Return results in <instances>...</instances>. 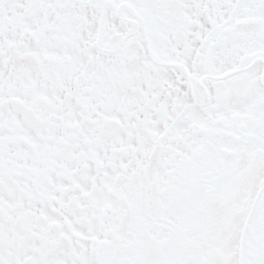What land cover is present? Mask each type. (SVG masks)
I'll return each mask as SVG.
<instances>
[{"label": "snow or ice", "instance_id": "obj_1", "mask_svg": "<svg viewBox=\"0 0 264 264\" xmlns=\"http://www.w3.org/2000/svg\"><path fill=\"white\" fill-rule=\"evenodd\" d=\"M0 264H264V0H0Z\"/></svg>", "mask_w": 264, "mask_h": 264}]
</instances>
